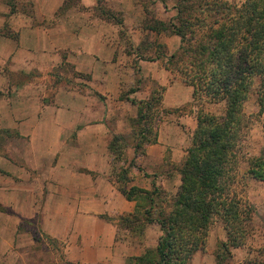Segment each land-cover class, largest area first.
<instances>
[{
	"label": "crops",
	"instance_id": "1",
	"mask_svg": "<svg viewBox=\"0 0 264 264\" xmlns=\"http://www.w3.org/2000/svg\"><path fill=\"white\" fill-rule=\"evenodd\" d=\"M65 1L0 0V259L15 245L24 221H39L44 233L66 243V256L74 262L127 264L129 257L155 247L162 231L150 223L156 240L148 247L117 239L120 230L143 237L117 224V218L135 212L136 201L118 188L109 144L112 134H125L130 127L123 119L122 125L120 120L117 128L110 127L107 120L113 102L128 106L131 119L137 115L138 105L122 93L144 77L152 61L135 55L139 70L127 63L131 54L122 47L120 28L99 16L97 0H78L68 7ZM112 1L109 7L119 9ZM114 1L120 5L125 0ZM129 3L120 5L127 13L136 0ZM161 61L156 58L151 66L152 76L166 85L164 106L176 109L191 102L193 87L185 84L184 97L175 81L164 80L172 73L160 68ZM67 64L73 77L78 74L76 86L47 80ZM123 125L127 127L120 129ZM172 126L177 128L173 122L162 123L158 142L148 144L144 154L136 156L134 147L127 148L128 161L136 158L141 167L132 169L129 186L151 189L155 182L171 190L172 180L181 184L173 168L185 158L189 141H165ZM204 260L206 253L198 252L192 262Z\"/></svg>",
	"mask_w": 264,
	"mask_h": 264
},
{
	"label": "trees",
	"instance_id": "2",
	"mask_svg": "<svg viewBox=\"0 0 264 264\" xmlns=\"http://www.w3.org/2000/svg\"><path fill=\"white\" fill-rule=\"evenodd\" d=\"M73 1L66 0L64 7ZM174 8L172 19L152 16L146 24L154 32L169 31L181 38L179 49L164 55L165 68L193 87L194 102L224 103L225 108L221 114L198 108L192 144L183 161L174 167L181 175L174 195L155 182L151 189L129 186L132 169L139 166L136 158L127 159L128 135L112 134L109 149L118 188L127 199L136 201L135 212L120 216L117 224L137 232L157 223L162 231L155 247L129 257L128 264H190L196 252L206 250L212 225L219 221L226 230V240L218 243L215 258L218 264H228L232 249L245 246L255 213L246 197V178L264 181V151L249 156L244 171L239 153L240 142L254 122L245 104L255 87L258 114L264 112V0L241 4L230 0H177ZM95 10L124 32V18L103 0H97ZM164 89H154L144 100L122 93V98L138 105L137 115L131 119L136 156L146 152L145 145L158 142L161 116L179 110L164 106ZM48 241L58 250V264H80L67 258L64 241L50 236ZM259 254L251 264H264V247Z\"/></svg>",
	"mask_w": 264,
	"mask_h": 264
},
{
	"label": "rangeland",
	"instance_id": "3",
	"mask_svg": "<svg viewBox=\"0 0 264 264\" xmlns=\"http://www.w3.org/2000/svg\"><path fill=\"white\" fill-rule=\"evenodd\" d=\"M129 1L130 0H125L124 2H120V5H123L124 3L126 6H129ZM230 1L241 4L245 0ZM77 2L78 0H74L72 3L76 5ZM103 2L106 6L109 7V0H103ZM176 2L177 0H136V6H134L133 8V6L130 5V8L133 9L129 8L130 11L127 9L129 11L128 13L125 12L121 8V6L117 4L116 1L113 0L111 2V4H114L119 8L115 11L125 20L123 25L124 32H121L122 27L118 26L115 23L114 24L115 27L118 26L120 28V40L123 43L122 47H125L124 51L131 54L127 63L132 64L136 68V70L139 67V70L141 68L139 66V59L135 58V55L136 57H142L143 59L152 61V63H149L148 66H146V73L143 74V79L141 78V80L136 83V85H133V87H126L124 89V92L130 93L131 88H136L138 90V93L131 92V94L142 99H148L151 95L150 93L154 89L161 87V85L159 84V80L152 76L154 70L151 66L154 65L153 58H162V61L159 63V65L160 68H163V66L165 65L164 55H171L172 53L177 51L179 49V46L181 45V38L176 34H171L169 31L154 32L146 28V24H149L148 21L152 16H155L156 19L164 21L172 19L176 14V10L174 8ZM125 63L126 62H122V65H124ZM71 70L72 67L68 64L61 66L60 69L58 71L55 70L57 72H55L54 75H50L47 80H49L51 83L54 82V84H60L61 82H63L64 85L70 84L71 87L76 86L75 76H78V74L75 73L73 77V75L71 74ZM159 78L163 80V76ZM164 80H167L168 84L175 81V83H177L181 87V89H183L182 93L184 94V97H188V92L186 90L187 87L181 80L179 74L175 76V78L174 74H171L168 77L164 78ZM78 83L80 88H83V82H81V85L80 82ZM162 86L166 88V85ZM256 90L257 87L254 88L248 101L245 104V111L247 114L253 116L254 122L251 129L248 131L246 136L243 137L239 145V153L242 157L241 168L243 171L247 168V163L245 160L249 156L259 155L262 151H264V112L258 114L259 105L257 102ZM164 91L165 89L163 90V97ZM111 106V109H109L111 111V116L107 120L110 124V127L117 128L120 120L121 125L122 123H124L123 120H126L127 125L130 127V130L129 132L124 133L129 137V148H133L132 129L130 126V119L132 116L130 114V108L128 106H124V104L120 102H113ZM200 107H202L206 111L221 114L224 111L225 104L212 103L204 100L194 102V100H192L191 102H188L181 106L179 110L175 112L176 115L163 114L159 121V128L160 125L166 121L173 122L177 126V128L175 126H172L173 128H170V130L166 132L167 135L163 136L165 137V139L167 137L165 141L168 140L169 142H174V144L176 143V141H179L178 144L181 143L180 141H182V143L183 141H187V143L189 141V145L186 146L187 151L192 144L193 133L197 126V115L194 114L192 116V114L194 113L195 109ZM126 113H128L129 115ZM186 114H189V116H186ZM127 125L119 127L120 129H123L126 128ZM170 134L172 135L171 137ZM146 146L147 145H145V147ZM168 150L170 151V149ZM139 168L141 169V167ZM174 175L176 176L178 174L175 173L173 174V176ZM172 181V183L170 182V185L172 186L171 190H166L169 194L174 195L179 188L178 186L180 185H177V180ZM245 188L246 197L254 205L255 213L249 223V236L245 246L232 249V256L230 257L228 264H251V261H254L261 256L259 254V251L264 247V181L247 177ZM22 224L23 225L20 229V236L16 238L15 245L7 254L4 255L3 260L0 259V264H58V250H56V248L54 247L52 248V246L49 245L48 236L42 229V222L36 221L34 223H31L28 221H24ZM150 226L151 230L146 234V227L142 231H139V234H141L143 237L140 240L138 238L129 236L128 233L124 230L118 231L117 239L126 238L129 243L142 244V246L145 245L146 247H148L147 245L154 244L156 240V231L154 225L150 224ZM21 233L25 234L21 235ZM223 235L226 237V230L224 229L223 225L219 221L215 222L212 225L210 231L206 250L198 251L206 253V260L199 264H218L215 258V250L218 247V243L220 241H223V239L221 238V236ZM210 236L213 238V240L211 239V242ZM34 237H37L41 240L35 239ZM60 250L62 251L61 248ZM192 260L190 264H194Z\"/></svg>",
	"mask_w": 264,
	"mask_h": 264
}]
</instances>
